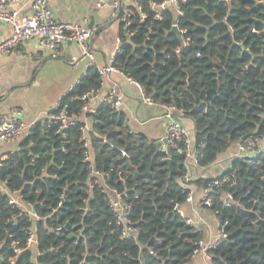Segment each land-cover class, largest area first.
<instances>
[{
    "label": "trees",
    "instance_id": "obj_1",
    "mask_svg": "<svg viewBox=\"0 0 264 264\" xmlns=\"http://www.w3.org/2000/svg\"><path fill=\"white\" fill-rule=\"evenodd\" d=\"M155 1L162 0L141 1L144 19L133 3L119 12V18L130 15L132 35L122 38L114 65L158 105L191 120L196 168L207 169L243 137L264 135V5L179 0L181 17L169 7L157 20L149 7ZM173 23L184 31L187 46L169 33ZM101 84L96 68L88 67L59 100L72 124L57 133V124L47 119L35 122L0 163V184L19 192L20 203L37 217L28 220L0 193V264L13 256L7 235L23 247L26 231L36 243L14 264H32L35 256L38 264H190L192 251L205 240L203 230L185 224L175 207L186 201L184 184L201 191L218 174L193 178L189 172L182 183L189 170L183 141L164 153L103 102L85 115L91 123V161H84L81 115L89 100L83 96ZM90 163L107 189L89 190ZM229 163L223 174L229 183L211 192L212 205L204 207L227 236L208 249L210 264H264V153ZM112 191L130 208L129 225L138 232L134 240L122 239L114 223ZM226 194L232 199L224 207L220 198Z\"/></svg>",
    "mask_w": 264,
    "mask_h": 264
},
{
    "label": "built area",
    "instance_id": "obj_2",
    "mask_svg": "<svg viewBox=\"0 0 264 264\" xmlns=\"http://www.w3.org/2000/svg\"><path fill=\"white\" fill-rule=\"evenodd\" d=\"M31 4V13L29 15H19V12L11 8L10 0H0V22L6 23L10 27L9 34L0 41V57L10 53H16L18 48L25 43L26 41H34L38 48L45 49L47 51L53 52L54 56L58 53V48L67 42H73L78 48V58L87 59L89 66H93L98 71L99 75L102 77L106 74L111 73H122L114 65L116 56L120 53V48L122 44V38L129 39L132 33L129 31L130 15L127 13L122 16L121 22L123 26L120 34L116 38V46L111 54L108 63L102 67L94 65V56L90 51L88 40L91 36V30L87 29L84 26L79 24L61 21L54 18L46 0H28ZM142 0H132L129 4L133 3L136 11L139 13L141 19H144V14L142 13L141 8ZM185 1V0H182ZM227 1V0H225ZM259 4L264 5V0H254ZM122 0H113V12L119 17V12L126 6ZM100 6V4H99ZM149 7L154 13V18L159 20L161 18L160 13L166 8H171L173 13L181 17L183 12L180 9L179 0H162L161 2H149ZM264 12V8L262 10ZM172 28H176L179 31L180 39L182 40V46L185 47L188 44V39H183L184 31L180 30L176 23L172 24ZM255 32V30H251ZM179 48L174 50L175 53L179 52ZM127 80L133 83L139 94V101L142 104L147 106L157 104L149 95H147L139 84L133 82L131 79ZM97 91H91L83 96V99L88 98V100L94 96ZM103 102L106 103L114 112H120L122 106V97L121 95L116 94L114 91L103 99ZM102 102V103H103ZM164 109L163 117L165 120V135L162 139H166L164 143L163 140H160L159 150L164 153L167 152V147L171 149L174 147L177 141H183L186 147V162L190 167H196L197 157L196 153L192 148V140L189 133L186 131L184 126L179 121L176 114H180L179 111H176L173 107L162 106ZM94 108L86 104L82 109L81 121L83 123L82 128V148H83V157L84 161H91V153L88 151L89 142H88V131L91 130V123L87 120L86 114L94 113ZM21 111L19 109H11L6 113H0V145H3L8 142H17L30 134L31 128L34 122H26L20 118ZM46 119L49 122L57 124L58 129L57 133L61 132L63 129L72 124L71 117L68 115L65 107H60L59 102L53 107L50 111L47 112ZM236 151L233 154L232 158H242V159H253L256 155L264 153V135L261 137H245L241 141L235 143ZM121 155H125V152L122 151ZM6 157H0V163L4 161ZM218 163H215L213 166H217ZM230 164V163H229ZM229 164L222 168V171L209 181L206 188L201 190L200 194V203L203 207H211V198L210 193L216 189L222 187L225 183H229L230 177L223 174L227 169H229ZM220 166V165H219ZM189 170L186 175L181 180L182 183L189 181ZM87 171L89 175V181L87 186L89 190L93 188H98L101 191L107 189L104 184V177L102 173L95 170L92 163L88 164ZM185 188L189 189V192L186 197L185 203H189L193 200L195 189L187 184L183 185ZM0 193L6 194L8 196V202L11 207L15 209H20L23 212V216L30 220V217L37 219L36 215L31 214L28 211L26 206H23L20 203L19 192H9L4 183L0 184ZM231 196L229 194L224 195L220 198L224 207L230 205ZM109 206L114 215V223L120 227V235L122 239L134 240L137 237V231L132 229L129 225V206L122 202V195L112 191V196L109 199ZM175 210L180 218L183 219L184 223L189 226L200 227V224L197 220L192 219L187 216L182 210L181 207H175ZM13 225H16V221L13 220ZM59 231V228L56 229ZM27 239L23 247L18 245V242L12 241V236L7 235V238L10 239V249L13 254L8 260V264H14L16 257L21 253L22 250L32 248L36 243L34 235L29 231H26ZM227 239V236L220 230L218 227L214 238L209 237L198 243V247L192 251L190 255V264L193 261L200 257L204 264H210V257L207 253L208 249L216 247L219 244H222ZM156 241H158L156 239ZM149 254L154 255L151 247L147 245ZM32 264H38L37 257L33 258Z\"/></svg>",
    "mask_w": 264,
    "mask_h": 264
},
{
    "label": "crops",
    "instance_id": "obj_3",
    "mask_svg": "<svg viewBox=\"0 0 264 264\" xmlns=\"http://www.w3.org/2000/svg\"><path fill=\"white\" fill-rule=\"evenodd\" d=\"M129 4L132 0H122ZM53 16L57 20L68 21L88 29L92 21L94 34L88 40L94 56V65L102 67L116 46V38L121 32V18L113 12V0H46ZM11 8L19 15H29L31 4L28 0H10ZM100 4V6H99ZM10 32V27L0 22V41ZM90 67L87 59L78 58V48L73 42H67L58 48V53L37 47L32 40L23 43L16 53L0 57V113L11 109L21 111L20 118L28 123L45 120L59 100L85 75ZM101 88L92 96L88 105L98 107L111 91L122 97L120 113L131 130L157 144L165 135L164 109L155 104L147 106L140 103L136 86L122 73L103 75ZM190 136H193V124L187 118L179 119ZM16 142L0 145V157H6L16 150ZM236 151L232 144L221 156L217 166L207 169L193 167L189 172L195 177L209 178L219 174L229 164ZM220 165V166H219ZM200 189L195 188L193 200L182 204L181 210L197 220L205 234V239L216 234L219 227L216 217L200 203ZM192 264H204L197 257Z\"/></svg>",
    "mask_w": 264,
    "mask_h": 264
},
{
    "label": "water",
    "instance_id": "obj_4",
    "mask_svg": "<svg viewBox=\"0 0 264 264\" xmlns=\"http://www.w3.org/2000/svg\"><path fill=\"white\" fill-rule=\"evenodd\" d=\"M92 24H93V22L91 21V22L89 23V25L87 26L88 29L91 30V36H90V39L92 38V36H93V34H94V31H92V26H93ZM169 33H173V34H175V35L180 39L179 31H178L176 28H172V29L170 30ZM244 138H245V137H243L242 139H244ZM162 140H163L164 143L166 142V139H162ZM159 146H160V143H157V144H156V147L159 148ZM167 152H168V153L170 152V148H169V147H167Z\"/></svg>",
    "mask_w": 264,
    "mask_h": 264
},
{
    "label": "rangeland",
    "instance_id": "obj_5",
    "mask_svg": "<svg viewBox=\"0 0 264 264\" xmlns=\"http://www.w3.org/2000/svg\"><path fill=\"white\" fill-rule=\"evenodd\" d=\"M212 238H214V235L212 236Z\"/></svg>",
    "mask_w": 264,
    "mask_h": 264
}]
</instances>
